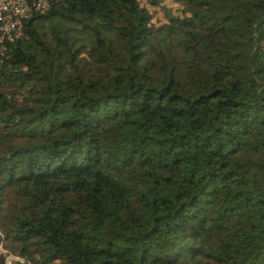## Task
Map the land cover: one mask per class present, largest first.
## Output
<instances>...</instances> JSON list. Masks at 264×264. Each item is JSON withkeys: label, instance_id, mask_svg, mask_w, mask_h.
I'll return each mask as SVG.
<instances>
[{"label": "trees", "instance_id": "trees-1", "mask_svg": "<svg viewBox=\"0 0 264 264\" xmlns=\"http://www.w3.org/2000/svg\"><path fill=\"white\" fill-rule=\"evenodd\" d=\"M146 1L0 41V264H264V0Z\"/></svg>", "mask_w": 264, "mask_h": 264}, {"label": "built area", "instance_id": "built-area-1", "mask_svg": "<svg viewBox=\"0 0 264 264\" xmlns=\"http://www.w3.org/2000/svg\"><path fill=\"white\" fill-rule=\"evenodd\" d=\"M47 6L48 0H0V41L21 36L22 19L31 11H43Z\"/></svg>", "mask_w": 264, "mask_h": 264}, {"label": "rangeland", "instance_id": "rangeland-1", "mask_svg": "<svg viewBox=\"0 0 264 264\" xmlns=\"http://www.w3.org/2000/svg\"><path fill=\"white\" fill-rule=\"evenodd\" d=\"M138 2L140 5H143L149 9V11L152 14L151 20L156 25H158L161 21L166 20L162 9H160L156 6H151L150 4H148V2L146 0H138ZM163 3L166 6H168V5H171L172 7L175 6V4H173L172 0H163ZM0 251H3V249L1 247H0ZM13 259L21 260L18 257L12 256L10 254H6V256H5L6 263H9Z\"/></svg>", "mask_w": 264, "mask_h": 264}]
</instances>
